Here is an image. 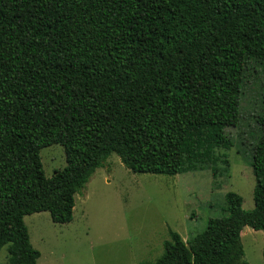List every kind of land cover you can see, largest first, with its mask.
Segmentation results:
<instances>
[{"label":"trees","instance_id":"1","mask_svg":"<svg viewBox=\"0 0 264 264\" xmlns=\"http://www.w3.org/2000/svg\"><path fill=\"white\" fill-rule=\"evenodd\" d=\"M251 63L262 75L253 209L228 192V216L187 241L170 231L160 257L142 264H249L241 231L264 233V0H0L7 264H36L23 218L70 223L75 195L112 154L133 173L173 177L202 162L186 161L194 137L229 144ZM52 145L66 164L46 178L40 150Z\"/></svg>","mask_w":264,"mask_h":264},{"label":"rangeland","instance_id":"2","mask_svg":"<svg viewBox=\"0 0 264 264\" xmlns=\"http://www.w3.org/2000/svg\"><path fill=\"white\" fill-rule=\"evenodd\" d=\"M261 108V70L251 63L242 80L237 125L226 131L230 143L218 146L194 137L185 157L202 161L195 170L173 177L137 174L115 154L109 156L75 195L70 223H53L47 212L23 218L30 244L40 253L36 264L154 263L170 231L187 241L205 229L208 219L228 216V192L242 198L244 210H252L251 156ZM40 159L46 178L66 164L59 145L41 149ZM240 239L244 260L264 264V233L244 227ZM7 262L5 246L0 264Z\"/></svg>","mask_w":264,"mask_h":264}]
</instances>
